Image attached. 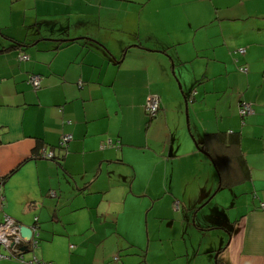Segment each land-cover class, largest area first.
<instances>
[{
    "label": "crops",
    "instance_id": "1",
    "mask_svg": "<svg viewBox=\"0 0 264 264\" xmlns=\"http://www.w3.org/2000/svg\"><path fill=\"white\" fill-rule=\"evenodd\" d=\"M261 202L264 0H0V223L36 226L23 258L155 264L181 239L172 264H264Z\"/></svg>",
    "mask_w": 264,
    "mask_h": 264
},
{
    "label": "built area",
    "instance_id": "2",
    "mask_svg": "<svg viewBox=\"0 0 264 264\" xmlns=\"http://www.w3.org/2000/svg\"><path fill=\"white\" fill-rule=\"evenodd\" d=\"M239 54H244V49L240 48L238 49ZM20 60H27L28 57L26 55H21L19 57ZM241 71H246L245 67L240 68ZM29 83L34 87L38 88L40 84V77L36 74L30 75L28 79ZM159 107V99L158 97L155 96H148L146 99V104H145V110L146 112L150 115L153 116ZM252 112V109L249 104L247 103H242L240 104L239 108V114L241 117H244ZM71 140V135L66 133L63 134L60 138L61 145L64 146ZM51 157L52 154L51 152L45 153L43 152V157ZM263 211H264V202L260 203L259 206ZM175 208H177V204H175ZM36 222V218L34 219ZM36 239H32V241L29 243V247L26 246L25 240L20 236L19 234V225L10 217H4L2 222L0 223V246H2L9 255L15 256L16 254H20V251H22V248L24 247L25 249L28 247H35L36 245ZM0 258H3L2 255H0ZM39 264V263H35Z\"/></svg>",
    "mask_w": 264,
    "mask_h": 264
},
{
    "label": "rangeland",
    "instance_id": "3",
    "mask_svg": "<svg viewBox=\"0 0 264 264\" xmlns=\"http://www.w3.org/2000/svg\"><path fill=\"white\" fill-rule=\"evenodd\" d=\"M201 236H203V234H201ZM193 241L197 243V242L201 241V239L199 238L198 235H195ZM148 247H149L148 238L145 236V240L143 242V249H142V251L144 252L143 255H145V258H146ZM157 247H159V248H157ZM187 248H188V251H187ZM194 248H195V244H192L190 241H187V243H184L181 239H179L178 241L175 240L174 242H171V241L167 242L166 241L162 248H160V246H158L157 244L152 243L150 245V250L148 252V259H149V261H151V260L154 261L155 264H172L176 260L170 261V258L168 255L169 253H171L173 255L175 252H178L179 255H184L185 252H188L189 254L194 256V252H193ZM157 249H159V250H157ZM120 253H122V252H120ZM129 256H133L132 253H130L127 257H129ZM213 257L214 256L211 253H205L204 254V258L206 259V261L208 260V263L212 262V260L214 259ZM0 260H2V259H0ZM145 262H146L145 264H148L147 259L145 260ZM143 263L144 262H142V264ZM213 264H215V261H213Z\"/></svg>",
    "mask_w": 264,
    "mask_h": 264
},
{
    "label": "trees",
    "instance_id": "4",
    "mask_svg": "<svg viewBox=\"0 0 264 264\" xmlns=\"http://www.w3.org/2000/svg\"><path fill=\"white\" fill-rule=\"evenodd\" d=\"M21 55H24V54H18V56H17V59L18 60H20L19 59V57L21 56ZM28 57V56H27ZM28 60V59H27ZM20 61H25V60H20ZM39 76V75H38ZM40 81H41V79H40ZM40 85V84H39ZM239 108H240V106H239ZM159 110H160V104H159V107H158V110H157V112L153 115V116H150L147 112H146V114H147V117H148V122H151L155 117H156V115H157V113L159 112ZM146 111V110H145ZM249 115V114H248ZM239 116L241 117V115L239 114ZM247 116V115H246ZM246 116H244V117H246ZM244 117H241V118H244ZM71 135V134H70ZM62 136V135H61ZM61 138V137H60ZM73 140V136L71 135V140H69V142L68 143H70L71 141ZM68 143L67 144H65L64 146H62L61 145V142H60V140H59V148L61 149H67V147H68ZM210 144V139H205L204 140V147L202 148L204 151H206V149H208V145ZM207 152V151H206ZM208 153V152H207ZM51 154H52V156L51 157H44V159H49V160H55L54 159V155H53V153L51 152ZM217 170H218V168H216ZM36 244H37V241H36ZM1 248H3L2 246H0ZM31 249H33L32 247H30ZM4 249V248H3ZM29 249V248H28ZM24 251H25V248H24V250H22V251H20V254L18 253V254H16L15 256H13V255H9V253L7 252V250H6V254H0V255H2L3 256V258H10V259H15V260H17V261H19L21 264H35V263H39V264H52V262H49V261H42V260H39V259H37V258H34V257H31V258H29V259H25V258H23L24 257ZM118 258L117 257H115V260H117Z\"/></svg>",
    "mask_w": 264,
    "mask_h": 264
},
{
    "label": "water",
    "instance_id": "5",
    "mask_svg": "<svg viewBox=\"0 0 264 264\" xmlns=\"http://www.w3.org/2000/svg\"><path fill=\"white\" fill-rule=\"evenodd\" d=\"M35 230V225H33L32 228L26 225H19V234L26 242H31L32 239L37 236L38 233H36ZM22 250H24V247L22 248Z\"/></svg>",
    "mask_w": 264,
    "mask_h": 264
}]
</instances>
